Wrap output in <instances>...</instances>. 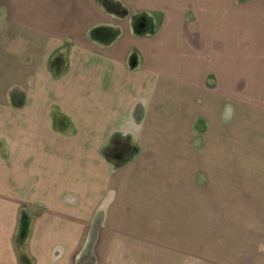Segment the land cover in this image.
<instances>
[{
	"label": "crops",
	"instance_id": "crops-1",
	"mask_svg": "<svg viewBox=\"0 0 264 264\" xmlns=\"http://www.w3.org/2000/svg\"><path fill=\"white\" fill-rule=\"evenodd\" d=\"M239 3L0 0V264H96L107 242L158 241L160 205L200 185V88L241 35L264 43Z\"/></svg>",
	"mask_w": 264,
	"mask_h": 264
},
{
	"label": "rangeland",
	"instance_id": "rangeland-1",
	"mask_svg": "<svg viewBox=\"0 0 264 264\" xmlns=\"http://www.w3.org/2000/svg\"><path fill=\"white\" fill-rule=\"evenodd\" d=\"M239 4L245 9L241 22L249 23L254 12L251 18L264 27V0ZM241 33L248 29L241 27ZM248 37L241 35L239 57L223 50L228 71L217 81L209 75L198 92L199 106L192 107L200 117L193 122L190 165L200 185L193 183L182 208L172 200L160 205L153 219L159 232L146 235L158 241L107 242L92 262L264 264V43L249 44ZM229 52L238 59L233 66ZM30 226L27 219L16 227L20 249L26 248Z\"/></svg>",
	"mask_w": 264,
	"mask_h": 264
},
{
	"label": "trees",
	"instance_id": "trees-1",
	"mask_svg": "<svg viewBox=\"0 0 264 264\" xmlns=\"http://www.w3.org/2000/svg\"><path fill=\"white\" fill-rule=\"evenodd\" d=\"M101 5L106 9V10H110L106 4L107 0H100Z\"/></svg>",
	"mask_w": 264,
	"mask_h": 264
}]
</instances>
